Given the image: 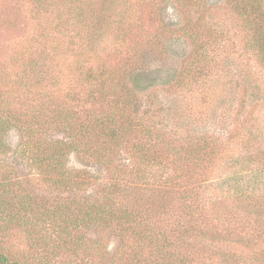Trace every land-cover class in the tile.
Returning a JSON list of instances; mask_svg holds the SVG:
<instances>
[{
    "label": "rangeland",
    "instance_id": "374dc122",
    "mask_svg": "<svg viewBox=\"0 0 264 264\" xmlns=\"http://www.w3.org/2000/svg\"><path fill=\"white\" fill-rule=\"evenodd\" d=\"M247 22L225 0H0V127L8 115L96 125L147 112L167 137L139 161L134 125L128 146L105 160L71 149L58 174L22 154L35 137L15 127L2 134L0 181L36 199L35 209L59 204L84 220L60 217L41 236L12 225L2 238L9 258L37 264L48 252L59 264H111L128 244L126 224L87 216L96 208L118 216L131 202L189 264H264V58ZM43 133L73 143L57 126ZM199 142L205 156L187 159ZM184 184L186 193L173 191Z\"/></svg>",
    "mask_w": 264,
    "mask_h": 264
},
{
    "label": "trees",
    "instance_id": "16d2710c",
    "mask_svg": "<svg viewBox=\"0 0 264 264\" xmlns=\"http://www.w3.org/2000/svg\"><path fill=\"white\" fill-rule=\"evenodd\" d=\"M189 1L196 4L199 0ZM225 2L240 11L243 18L248 21L247 28L252 32L250 43L255 49L256 54L259 55V58H264V13L258 17V7H256L258 4H262V2L260 0H225ZM148 119L150 118L147 112L136 118V120H131L128 115L121 113L120 120H109L106 123L98 119L95 120L96 125H94L85 122H77L73 124L71 119H61L60 121H57L53 117L46 118V116L41 115L34 116L32 120L8 115V117H2L1 121L3 125L0 127V152L2 150L1 147L4 146L1 135H4L10 128L15 127L19 131H24L27 139L35 137V140L31 145L28 144L27 146L25 142L22 144V154L31 163V166L33 168L41 167L43 162H46L50 167V172L54 171L59 174L61 173L60 167L67 159V154L71 149L81 150V148H83L81 151L90 153L91 155L96 154L99 157L98 159L105 160L103 156L108 154L109 157L112 156L120 145L123 144L128 146L126 144L128 141L124 140L125 135L135 125L134 130L141 135L142 141L137 144L131 142L130 149L135 150L137 148L136 152L134 150L132 152H134L136 157H139L137 158L139 161L143 162L145 160V163H147V150H152V152L156 150L151 144H156L157 142L167 139L162 127H159L156 122L152 123V125L148 124ZM4 125L9 128L3 129ZM54 126L63 129L68 135L73 136V143H66L63 140H52L46 137L43 132L49 127ZM203 141L207 144L206 139L203 138ZM138 150L141 152L146 151V153L142 154L141 152H138ZM205 154L206 145L199 142V147H197L196 150L188 151L186 158L200 159L203 155L205 156ZM134 167H136V164ZM135 171H137V169ZM40 172L42 175L45 174L43 171ZM8 179L9 178L6 180ZM12 183L11 180L0 181V230H4V235L2 234L0 237V264H20L17 261L10 259L5 252V248L2 246V238H4L6 231L10 229L12 225L16 227L22 224H30V233L32 235L36 233L41 236V233L44 232L45 229L48 231L49 228L53 229L55 225H58L57 220L60 219V217L66 221L70 218V215H73L72 213L62 212L59 204H54L48 207L47 205L41 204L38 209H35L37 200L32 198V196L26 195V193L20 194L13 188L14 186H11ZM159 183L161 184V182ZM169 184H171L169 179L162 181V185L169 186ZM172 188L174 192H180L181 194H184L187 191L185 184L180 190L174 187ZM49 203L50 202H47V204ZM118 209V216H115L113 212L112 215L109 214L108 209L103 208L101 210L96 208L95 211L92 212V217L91 214L87 216L88 219H92V222L95 216L94 220L103 221L106 224L111 222L107 219H111L114 224L121 223L122 221L126 224L125 228L121 231L125 233L127 237L126 242H128V244L125 245L124 243L120 253H116L117 258L111 259L113 260L111 264H189L190 261L187 254L171 249V242H168L169 239H167L168 235L165 233L162 234L163 231L160 233V230L155 228L159 226L155 222H151L152 216L149 217V219L142 216V210L131 202L124 203L123 206H119ZM30 212L37 213V222L34 224L29 223L30 221L27 219ZM168 219L170 220L169 222L163 220V217L159 216L158 223L160 224L165 221V223L171 226L174 225V220L170 218V216H168ZM81 221L83 223L84 220H81L79 216L73 215L69 223L72 222L73 224H78ZM38 222L40 225L43 223L44 225L36 229V226H39ZM181 228L184 230L186 229V226L182 225ZM197 230L200 229L197 228ZM229 240L230 238L220 237L218 241L222 244L225 243L226 245ZM79 242L80 240L78 243ZM218 246L219 244H217L216 247ZM88 248L93 251H98V249H102V246H100V242L97 243V241H90ZM145 250L151 251V254L145 255ZM224 252L225 251L223 250L222 254ZM44 257L45 258H42V261L37 264H59L58 262H52L49 258L48 252H46Z\"/></svg>",
    "mask_w": 264,
    "mask_h": 264
}]
</instances>
